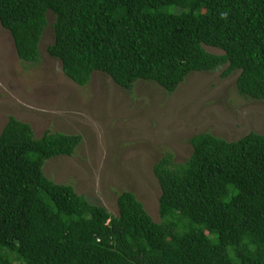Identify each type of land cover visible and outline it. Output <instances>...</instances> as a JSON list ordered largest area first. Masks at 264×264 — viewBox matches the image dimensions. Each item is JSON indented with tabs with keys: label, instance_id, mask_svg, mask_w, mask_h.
<instances>
[{
	"label": "trees",
	"instance_id": "trees-1",
	"mask_svg": "<svg viewBox=\"0 0 264 264\" xmlns=\"http://www.w3.org/2000/svg\"><path fill=\"white\" fill-rule=\"evenodd\" d=\"M0 24L30 65L51 27L48 54L81 87L100 72L125 90L143 80L173 94L192 73L222 70L238 74L241 97L264 101V0H0ZM81 141L36 138L9 118L0 264H264V133L197 134L184 163L166 152L154 165L159 222L133 192L119 194L112 215L45 175L48 160L73 156Z\"/></svg>",
	"mask_w": 264,
	"mask_h": 264
},
{
	"label": "rangeland",
	"instance_id": "rangeland-1",
	"mask_svg": "<svg viewBox=\"0 0 264 264\" xmlns=\"http://www.w3.org/2000/svg\"><path fill=\"white\" fill-rule=\"evenodd\" d=\"M53 42L48 27L40 61L24 63L0 24V134L15 117L29 123L36 138L47 131L80 135L73 156L48 160L43 171L112 215H118L119 194L130 191L159 222L161 189L154 165L166 152L176 163L186 162L193 153V136L209 132L235 141L251 132L264 133V101L238 94V74L192 73L173 94L143 80L125 90L100 72L81 87L48 54Z\"/></svg>",
	"mask_w": 264,
	"mask_h": 264
}]
</instances>
